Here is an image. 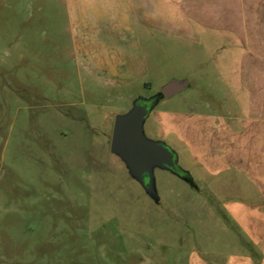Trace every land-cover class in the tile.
Masks as SVG:
<instances>
[{
  "label": "rangeland",
  "instance_id": "obj_1",
  "mask_svg": "<svg viewBox=\"0 0 264 264\" xmlns=\"http://www.w3.org/2000/svg\"><path fill=\"white\" fill-rule=\"evenodd\" d=\"M181 8L183 32L145 36L148 84L120 88L75 59L64 0H0V264H190L194 253L219 262L236 251L243 231L206 194L225 176L207 173L165 121L227 105L264 0ZM173 78L189 87L161 99L144 129L189 180L156 169V203L110 145L115 115Z\"/></svg>",
  "mask_w": 264,
  "mask_h": 264
},
{
  "label": "crops",
  "instance_id": "obj_2",
  "mask_svg": "<svg viewBox=\"0 0 264 264\" xmlns=\"http://www.w3.org/2000/svg\"><path fill=\"white\" fill-rule=\"evenodd\" d=\"M185 1L64 0L75 59L106 85H147L145 36L183 32ZM255 22L227 105L167 113L165 133L181 141L207 173L225 176L215 186L211 181L206 194L219 197V212L243 231L224 260L194 253L190 264H264V16Z\"/></svg>",
  "mask_w": 264,
  "mask_h": 264
},
{
  "label": "water",
  "instance_id": "obj_3",
  "mask_svg": "<svg viewBox=\"0 0 264 264\" xmlns=\"http://www.w3.org/2000/svg\"><path fill=\"white\" fill-rule=\"evenodd\" d=\"M189 87L187 79H171L151 97H138L125 113L114 118L110 150L125 164L130 177L136 180L156 203L160 201L155 171H178V155L163 140L149 138L144 129L149 111L163 98H169ZM147 177L148 182H146ZM185 180L188 181L187 178Z\"/></svg>",
  "mask_w": 264,
  "mask_h": 264
},
{
  "label": "flooded vegetation",
  "instance_id": "obj_4",
  "mask_svg": "<svg viewBox=\"0 0 264 264\" xmlns=\"http://www.w3.org/2000/svg\"><path fill=\"white\" fill-rule=\"evenodd\" d=\"M114 124V123H113ZM177 167H178V171L179 172H181V175L179 176V175H177L176 173H174L173 171H169V170H167V171H169V172H171V173H173V174H175L176 176H178V177H180V178H182V179H185L186 177L184 176V172H186L184 169H182L180 166H179V164H177ZM145 180H146V182H148V179H147V177H145ZM189 180V179H188ZM187 181V180H186Z\"/></svg>",
  "mask_w": 264,
  "mask_h": 264
}]
</instances>
